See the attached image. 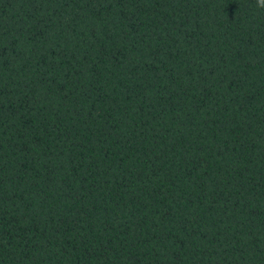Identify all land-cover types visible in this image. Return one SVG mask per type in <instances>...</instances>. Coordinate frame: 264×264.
Segmentation results:
<instances>
[{"label": "trees", "instance_id": "trees-1", "mask_svg": "<svg viewBox=\"0 0 264 264\" xmlns=\"http://www.w3.org/2000/svg\"><path fill=\"white\" fill-rule=\"evenodd\" d=\"M0 264H264L257 0H0Z\"/></svg>", "mask_w": 264, "mask_h": 264}, {"label": "clouds", "instance_id": "clouds-1", "mask_svg": "<svg viewBox=\"0 0 264 264\" xmlns=\"http://www.w3.org/2000/svg\"><path fill=\"white\" fill-rule=\"evenodd\" d=\"M257 6L264 8V0H257Z\"/></svg>", "mask_w": 264, "mask_h": 264}]
</instances>
